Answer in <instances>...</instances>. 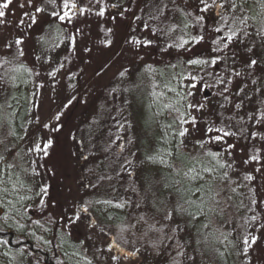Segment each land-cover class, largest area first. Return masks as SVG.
Instances as JSON below:
<instances>
[{"label": "snow or ice", "instance_id": "obj_1", "mask_svg": "<svg viewBox=\"0 0 264 264\" xmlns=\"http://www.w3.org/2000/svg\"><path fill=\"white\" fill-rule=\"evenodd\" d=\"M12 4L13 0L0 3V26L7 25L4 10ZM140 4L144 7L140 8ZM129 5L139 8L141 15ZM18 7L22 12L15 25L18 34L0 31V93L15 87L17 80L26 83L25 76H35L40 82L35 84L34 95H40L41 102L33 105L37 109L36 132L29 135L25 129L23 136L12 127L0 106V184L4 185L0 196L14 197L0 199V210L5 203L13 210L12 215H0V233L14 227L22 236H34L28 231V224L38 225L44 232L56 229L67 237L78 231L83 235L79 247L85 252L94 250L93 259L85 257L86 264H140L145 253L160 254L168 248L175 249L172 264H198L197 254L203 261L209 252L226 264L233 249L247 258L261 239L254 232H264V200L250 201L248 211L253 214L245 220L244 234L237 236L235 229L226 227L233 223L232 197L226 193L236 191L232 174L236 173L237 149L243 154L241 164L259 165L255 171L264 174V0H20ZM93 17L103 38L88 47ZM109 19L111 27L107 26ZM124 22L126 34L122 42L114 40ZM68 24L74 28L71 34L67 27H61ZM34 28L41 34L32 44L30 30ZM117 43L121 50L115 53ZM62 46L73 55L78 50L88 54L87 58L81 56L85 64L91 63L94 48L120 58L130 54L129 63H144L141 76H167L168 85L172 81L177 85H166L173 99L163 106L171 117L164 126L171 131V138L168 131L159 140L153 138L147 143L134 134L115 138L110 134L99 150L109 160L119 184L112 183L114 177L108 172L85 170L89 179L81 187L93 192L106 188L116 193L110 198L92 200L76 195L64 197L61 204L45 182L46 175H56L55 134L62 132L65 110L77 100L72 95L57 103L60 92L56 77L67 73H61L64 63L53 62L59 56L56 50ZM173 50L177 63L169 61L160 69L145 63L142 54L157 52L163 59L173 55ZM53 52L56 56L51 55ZM114 64L115 61H100L94 75L103 79ZM37 66H47L50 71L42 76ZM177 68L181 71L177 72ZM112 75L122 84L131 77L132 70L120 65ZM46 86H50L52 95L45 110L40 89ZM132 87L138 85L133 82ZM117 92L115 87L107 89L103 104L95 111L97 117L107 112L119 133L133 125L124 116V106L131 107L129 100L125 98L122 106H115ZM109 98L113 102L111 109ZM112 112L119 115L112 116ZM41 130L43 133L37 135ZM193 131L201 133L199 139H188ZM70 138L83 146L75 134ZM161 141L162 146L158 147ZM113 145L118 152L112 153ZM213 145L219 150H213ZM70 157H75L77 163L89 159L82 151L71 152ZM202 158H207L208 163ZM48 162H52L51 166ZM245 179L253 181L254 176L248 174ZM57 207L60 211L56 214L49 211ZM36 212L46 216L44 224L33 219ZM37 239L51 243L43 237ZM9 243L21 245L17 251L24 256L21 240L0 239V244Z\"/></svg>", "mask_w": 264, "mask_h": 264}, {"label": "rangeland", "instance_id": "obj_2", "mask_svg": "<svg viewBox=\"0 0 264 264\" xmlns=\"http://www.w3.org/2000/svg\"><path fill=\"white\" fill-rule=\"evenodd\" d=\"M3 0H0L2 3ZM20 0H13V4L6 10V17L5 20L7 21V25L0 26V31L5 32L6 34L16 35L18 31L15 27L16 23L18 22L20 16L22 15L21 10L18 7ZM114 2V0H113ZM127 0H125V3ZM250 3H254V0H250ZM133 11L139 15L140 11L135 5H129ZM144 5L140 4V8H143ZM110 11H114L111 10ZM130 15V14H129ZM93 33H92V40L88 43V47H93L96 43L97 39L103 38V33L100 32L99 28L96 27V18L93 17L91 20ZM124 22L119 25L117 36L113 37L114 40H119L122 42L123 36L126 34V28ZM83 27V25H79ZM107 26L111 27V21L107 22ZM61 27H67L68 33L71 34L74 32V28L71 24L62 25ZM32 35V44H35L36 36L40 35L41 33L37 31L35 28L30 30ZM121 47L120 44L117 43L114 45V52H120ZM59 53L57 60L54 61V65L62 62L64 63L65 67L61 70V73H67V75L58 74L56 77V87L57 90L60 92V96L57 100V103H61L64 101V97H70L72 95L77 96V100L73 103L70 109L65 110V117H64V128L61 133L55 134L56 135V144H55V152L53 155V161L56 162L57 170L56 175L48 178V175L45 176V182L51 185L50 193L53 195L54 198L60 200L61 204L63 203L64 197L71 198L72 196H85L87 189L81 187L82 184L87 183L89 177L87 176L86 169L88 167L94 165L98 160V142L103 141V134L105 132L104 127L109 126L111 122L113 123L115 135L121 136H128V135H135L140 139L143 138L140 128L138 125L144 126L146 122L144 111L146 106L145 100L140 103L138 116L140 124L135 121V117L137 114V105L135 107L133 100L129 97L131 94L129 92H122L120 91V85L124 84L113 77L112 72L115 71L117 67L120 65H124L129 67L132 70V75L130 78V82L134 81L138 86L142 87L146 93L150 92L151 95L156 97V100L153 101V115L156 119L157 123H169L171 121V117L167 113V109H164V105L171 102L173 99V94L167 91L166 85H168V77L165 76L161 78L158 75L152 74H145L141 76V73L144 72V63L135 62L129 63L132 59L131 55H126L123 58L117 57L113 53H99L95 50L92 54V61L89 64H85L81 59V56L87 58L88 54L82 53L78 50L76 55H73L70 52L64 50L63 46L61 49L56 50ZM145 55V63H150L153 65L154 68L160 69L163 64L168 63L171 61L172 63H177V59H175L174 55L175 52L173 50V55L164 56L161 59V56L157 52H147L142 53ZM52 56H56V52L51 53ZM102 60H107L109 63H113L115 61L114 67L112 71H110L103 79L98 78L94 75L95 71L99 70V63ZM70 61V62H69ZM83 70V71H81ZM170 73L172 69H169ZM37 71H41L42 76L50 69L45 66L41 69L37 66ZM177 72L181 71L180 68L176 69ZM71 76V79H69ZM46 80L47 77H44ZM25 80L26 83L23 82L22 84H16L15 87H8L6 91L0 93V106H3V111L8 114L7 119L11 122L12 127L17 131L19 135H25V129H27L29 135L36 132V125L34 123L35 115L37 113V109L33 106L34 103L41 102L40 95H34L36 92L35 84L38 81L35 76H26ZM126 80V79H125ZM161 80V82H160ZM125 82V81H124ZM153 84L156 87H153ZM71 85L72 87H69ZM171 87H176V82L172 81L170 85ZM117 88V99L115 101V106L120 107L123 105V101L127 98L131 104V107L124 106V116L128 118V120L132 123L133 127L127 131L121 130L117 133V130L114 125V121L108 115V113H104L102 117H97L96 109L99 108L100 105L103 104L104 99L106 97V90L111 88ZM130 87V86H129ZM12 88L16 89H24V94H26L27 104H26V112L25 116L22 117L20 123L13 122L14 115V108L17 98L13 97ZM15 92V91H14ZM136 92V91H135ZM139 92V90H138ZM40 93L43 95V105L44 109L46 110L48 107V97L52 95L50 90V86H46L43 89H40ZM161 93L163 95H161ZM134 95V93H132ZM152 96V97H153ZM142 100L144 99V95H142ZM147 102V101H146ZM11 107H8V106ZM113 107V102L109 98V108ZM20 112V111H19ZM136 112V113H135ZM118 112H112V116H118ZM142 118V121H141ZM29 121H33L30 123ZM121 122H123V118H121ZM98 124L100 128H98ZM187 126V125H186ZM8 125H4V129L7 130ZM203 128V124L200 125ZM165 128V127H164ZM43 130L37 135H41ZM169 138H171V131L169 130ZM75 134L77 140L83 141V146L79 143H74L71 140V135ZM201 133H197L195 131L192 132V135L188 138L189 140L199 139ZM123 141H118L121 143ZM232 142V140H229ZM27 143V141H25ZM244 141H241L243 144ZM24 145L22 144L21 147ZM213 150H219L217 146L213 145ZM83 155L89 156L88 161H84L83 159L79 160L77 163L75 157H70L71 152H81ZM91 152H95L96 155H90ZM195 155V153H193ZM242 153L237 149L235 152V158L237 161L236 164V173L232 174V180L235 183L232 184V187L236 189L235 192L228 191L226 195H230L232 197L231 203L233 204V208L230 209V215L233 220V223L226 226L227 228L235 229V235L242 236L244 234V227L241 225V222H244L246 216H251L253 213L248 211L250 206V201L252 199H260L264 200V174L256 172L255 168L259 167V165L252 164V165H243L240 163ZM205 164L208 163L207 158H202ZM44 162V161H41ZM52 162H48V165L51 166ZM35 166V165H33ZM189 166H191L189 164ZM199 167V164H197ZM41 172H44V169H40ZM248 174H252L254 176L253 181H247L245 176ZM50 175V174H49ZM37 182H39V178H37ZM11 188V183L7 185ZM4 187V185L0 184V188ZM79 189V192H77ZM251 189V190H250ZM257 192L259 195H257ZM13 196L2 197L0 199L7 200L13 199ZM20 207V205H17ZM261 210L264 211V205H261ZM53 214H56L60 211V208L57 207L56 209H50ZM7 212L9 215L13 214V210L9 209L8 205L5 203L4 208L1 210V215ZM38 213L36 212L33 215V219H38ZM40 214V213H39ZM40 218V217H39ZM46 218V216H45ZM41 223L44 224L41 220ZM46 226V225H45ZM252 229H250L251 231ZM195 232V229L192 230ZM243 231V232H242ZM32 232L35 233L34 236L30 235L31 240L34 242L39 243L40 245L44 246L45 248L48 247V244H44L42 240H38L37 237H43L46 240L50 239V231L44 232L42 228L36 226ZM243 233V234H242ZM261 236V239L258 243L254 246V248L250 251L249 256L247 258L239 256L236 251L233 249L232 254L228 256L226 264H247L250 260L251 264H264V232L255 233ZM219 235V233H217ZM83 239V235L78 232L74 231L71 237L61 235L57 230V242L59 245V251L61 253V259L63 260L64 264H86L85 257L87 259H93V249H89L88 251H84L82 248L79 247V240ZM193 248L195 247V243H193ZM7 255L0 254V264H35V258L30 255L29 253L25 252L24 256L21 257L17 250H6ZM189 254L192 253V248L188 249ZM78 253V255H77ZM160 255L159 254H151L145 253L140 260V264H161L160 263ZM197 261L198 264H225V262L221 261L217 258L213 253L209 252L201 261L200 256L197 254ZM162 262V261H161Z\"/></svg>", "mask_w": 264, "mask_h": 264}, {"label": "trees", "instance_id": "obj_3", "mask_svg": "<svg viewBox=\"0 0 264 264\" xmlns=\"http://www.w3.org/2000/svg\"><path fill=\"white\" fill-rule=\"evenodd\" d=\"M257 11L259 10V8L257 7L256 9ZM138 15V14H137ZM139 15H141V12L139 13ZM144 19H147V16H144ZM153 26H155V22H152ZM175 59H177V57L174 55ZM170 73V70H168ZM26 78V76L24 77V79ZM134 81L130 82L129 79L126 78L124 84L120 85L121 88H123L122 86H124L125 88H131L132 90L129 92L131 95L129 96L131 98V101L133 100V103L136 107L137 105V114L135 117V121L138 122V124L142 123L140 122V120L136 119L139 118V106L141 105L140 103H142L145 100L146 103V108L144 111V115L146 122L144 123V126L146 127H142V125H138V128H140L141 133L143 138L141 139L142 142L147 143L148 140H151L153 138L159 140L160 137H163L165 135V132L168 131V138H169V130H166L164 128V126L168 123H157L156 119L153 115V101L156 100V97L153 96L155 94V92H153L154 94L151 95L150 92L146 93L144 91V89H142V87L138 86L133 88L132 87V83ZM161 82V80H160ZM22 84L23 82H21L20 80L16 81V84ZM135 83V82H134ZM140 82H138L139 84ZM136 84V83H135ZM136 84V85H138ZM130 86V87H129ZM139 90V92H138ZM15 91V92H14ZM136 91V92H135ZM12 93H13V97L17 98V101L15 103V107L14 108V115L15 117L13 118V122H18L20 123L22 117L25 116V110H26V104H27V99H26V94H24V89H19V88H12ZM132 93H134V95H132ZM142 95H144V99L142 100ZM153 96V97H152ZM147 101V102H146ZM153 108V109H152ZM20 111V112H19ZM136 113V112H135ZM142 121V118H141ZM113 123L111 122L110 124H108L109 126L104 127V134H103V141L100 143L98 142V145L95 147H98V161L92 165L91 167L89 166V168H95L98 172H108L109 174L113 175L114 179L112 181L113 184H119V181L115 178V173L111 171V168L109 166V160L104 159V153L101 152L99 149L100 147L104 144V142L109 138V135L112 134V138H115V131H114V127L112 125ZM98 128H100V125L98 124ZM162 146V141L160 144H158V147ZM112 153H116L118 152V148H116L115 145H113L112 149H111ZM111 159H115L114 156L111 157ZM103 165V167H102ZM116 170L118 171L119 168L117 167ZM108 182H105V185H107ZM119 191L122 193L123 192V187H120ZM116 193L111 192L110 190H107L106 188L101 189L99 192H93L92 189H87L86 193H85V199H92V200H96V199H106V198H110L115 196ZM252 213V212H251ZM0 215H1V210H0ZM38 219L42 220L43 222H45V217H41V215L38 213ZM40 217V218H39ZM248 216H246L247 220ZM245 220L244 222H241V225L244 226L245 225ZM38 225H31L28 224L27 228L29 232H32V230ZM46 227L48 228H52L53 226L51 224H46ZM250 230V229H249ZM244 231V229H243ZM242 231V232H243ZM55 232V239H53V234ZM243 234V233H242ZM0 239L3 240H8V241H15L17 239L22 241V247L26 250L25 252L29 253L30 255H32L35 258V264H64L63 260L61 259V253L59 251V245H58V240H57V230L53 229V231H50V239L49 241H51L50 244H48V247H44L42 245H40L37 242H34L33 240H31L30 235L28 236H22L20 235V233L13 227L11 229H6V231L4 233H0ZM21 245L15 244V243H9L8 245H4V244H0V254H5L7 251L6 250H17L18 248H20ZM153 254V253H151ZM155 254V253H154ZM160 263L161 264H172V257L175 256V249L174 248H168L167 250L161 251L160 252ZM177 260H180L182 258L180 257H176Z\"/></svg>", "mask_w": 264, "mask_h": 264}]
</instances>
